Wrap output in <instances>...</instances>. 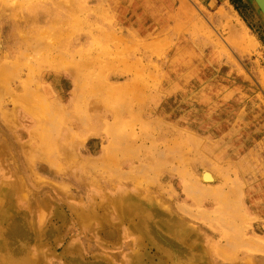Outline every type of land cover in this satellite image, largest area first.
<instances>
[{"label":"rangeland","instance_id":"obj_1","mask_svg":"<svg viewBox=\"0 0 264 264\" xmlns=\"http://www.w3.org/2000/svg\"><path fill=\"white\" fill-rule=\"evenodd\" d=\"M0 236V264H264L255 2L0 0Z\"/></svg>","mask_w":264,"mask_h":264},{"label":"crops","instance_id":"obj_2","mask_svg":"<svg viewBox=\"0 0 264 264\" xmlns=\"http://www.w3.org/2000/svg\"><path fill=\"white\" fill-rule=\"evenodd\" d=\"M32 9H33L32 13L29 14L28 16L20 14V18H19L20 23L27 22V23L34 25V27L36 26L44 27L50 23V3L49 2H40V3L34 4L32 6ZM17 22L18 21H14V28H15V25H17ZM23 48L24 46H22L20 51H22ZM66 73H67L66 71H63L61 76L67 77ZM128 79L130 78L128 77ZM119 82H123V81L120 80ZM74 89H76V86L74 87Z\"/></svg>","mask_w":264,"mask_h":264},{"label":"bare ground","instance_id":"obj_3","mask_svg":"<svg viewBox=\"0 0 264 264\" xmlns=\"http://www.w3.org/2000/svg\"><path fill=\"white\" fill-rule=\"evenodd\" d=\"M202 179L205 181V182H212L214 179H215V177L213 176V174H211L209 171H204V173H203V175H202ZM191 188V187H190ZM192 189V188H191ZM189 191V190H188ZM189 192H191V191H189ZM192 193V192H191ZM190 193V194H191ZM194 193V192H193ZM224 193V192H223ZM214 194V193H213ZM216 194H218V193H216ZM225 195V194H224ZM219 196H221V194L219 195ZM222 196H223V194H222ZM195 197V196H194ZM128 205H129V203H128ZM140 209V208H139ZM142 210V209H141ZM121 211V210H120ZM146 212H147V210H145ZM138 212L139 214H137V217H140V220L139 221H141L142 222V224L145 226V227H149V224H150V219H148V217L147 216H145L146 214V212ZM143 217H145L146 218V222L143 220ZM161 218V217H160ZM158 219V218H157ZM162 219V218H161ZM163 219H166V218H163ZM159 220V219H158ZM166 220H169L168 218L166 219ZM172 221V220H171ZM156 223V222H155ZM144 226H142V227H144ZM166 227H167V229H170L171 227L170 226H168L167 224H164V222H161V221H158L157 223H156V229H157V231H159L160 232V230H162L163 232L164 231H166ZM154 229V228H153ZM172 229V228H171ZM145 230V229H144ZM148 230V229H147ZM156 230H154V232H155ZM169 231H171V230H169ZM167 232V231H166ZM172 232V231H171ZM180 232V231H179ZM151 233H153V231L151 232ZM165 233V232H164ZM173 234H177V233H174V232H172ZM171 233V234H172ZM181 233V232H180ZM179 233V234H180ZM148 234V233H147ZM163 234V233H162ZM166 234V233H165ZM181 235V234H180ZM176 236V235H175ZM0 238H2L1 236H0ZM173 238V237H172ZM174 239V238H173ZM179 239V238H178ZM177 239V240H178ZM175 240V239H174ZM160 241V240H159ZM24 245H26V244H24ZM7 246V245H6ZM25 248H26V246H25ZM20 249H22V248H20ZM25 250V249H24ZM165 250H167V249H165ZM164 250V251H165ZM17 251V250H16ZM22 251V250H21ZM166 252V251H165ZM170 252H172V251H170ZM167 254H168V252H166ZM16 254V253H15ZM19 254V253H18ZM172 254H174L173 252H172ZM192 254V253H191ZM169 255V254H168ZM16 256H18V255H16ZM180 256V255H179ZM178 255H177V257H179ZM192 256H194L193 254H192ZM15 258V257H14ZM13 258V259H14ZM179 259V258H178ZM15 260V259H14ZM14 260H12L13 261V263H16ZM20 260H21V258H20ZM19 260V261H20ZM24 262V263H23ZM21 263H23V264H28L29 263V260H28V258L26 257H24V258H22V260H21ZM16 264H18V263H16Z\"/></svg>","mask_w":264,"mask_h":264},{"label":"water","instance_id":"obj_4","mask_svg":"<svg viewBox=\"0 0 264 264\" xmlns=\"http://www.w3.org/2000/svg\"><path fill=\"white\" fill-rule=\"evenodd\" d=\"M264 16V0H253Z\"/></svg>","mask_w":264,"mask_h":264}]
</instances>
